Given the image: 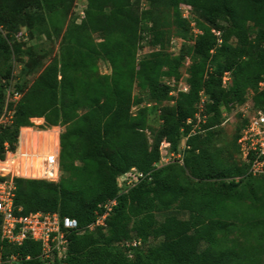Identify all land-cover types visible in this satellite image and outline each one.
<instances>
[{
    "label": "trees",
    "instance_id": "16d2710c",
    "mask_svg": "<svg viewBox=\"0 0 264 264\" xmlns=\"http://www.w3.org/2000/svg\"><path fill=\"white\" fill-rule=\"evenodd\" d=\"M85 1L80 24L68 22L75 0H0V117L6 103L12 111L0 124V157L17 150L19 129L32 118L64 127L59 182L15 179L21 214L58 212L79 225L66 257L52 264H264V176L237 159L247 122L235 115L228 145L221 128L226 113L264 103V0ZM20 27L57 40L58 52L29 85L13 88L9 38ZM174 37L183 41L175 57ZM141 41L153 48L143 57ZM134 88L153 105L131 112ZM163 142L170 163L161 161ZM132 168L146 177L120 193L117 179ZM114 198L104 225L89 230ZM134 240L140 244L127 246ZM0 252L14 264H46L33 240L0 239Z\"/></svg>",
    "mask_w": 264,
    "mask_h": 264
},
{
    "label": "built area",
    "instance_id": "2783aa9c",
    "mask_svg": "<svg viewBox=\"0 0 264 264\" xmlns=\"http://www.w3.org/2000/svg\"><path fill=\"white\" fill-rule=\"evenodd\" d=\"M81 15L84 16L83 11H81ZM227 81L228 77L225 76L224 84ZM180 85L182 91H187L184 84ZM258 89L264 92V79L260 81ZM10 91V89L7 90V101L10 99ZM20 97L21 94L15 92L12 99L15 101ZM6 108L7 103L5 111L0 117V124L11 122L12 111H8ZM236 114H241V117L247 122L237 140V159L246 166L248 174L264 176V103L260 107L253 108L251 103L247 101L236 109L234 116ZM38 126L34 123L33 127L28 128L33 130L32 128ZM44 132L47 134H44L42 139L31 137L24 146L25 151L22 154L21 128L18 136L19 148L15 151L6 150L3 158L0 157V239L14 246H21L25 240L38 242L41 245V259L46 264H52L55 259L61 262L66 257L69 235L80 229L77 221L68 216H61L58 212L38 211L21 214V209L15 208L14 204L15 179L44 180L58 183L61 178L59 132L56 133L54 130ZM56 134L57 143L55 145L51 137L54 138ZM161 145L168 148L170 146L167 142H163ZM170 157H174V155L170 154ZM176 158H180V155H177ZM161 161L167 163L163 157ZM145 177L135 168H132L117 179L120 193L135 187ZM116 204L117 198L108 199L101 204L100 208L103 209V213L96 212V220L88 226V229L92 230L95 227L103 226L106 217ZM139 244L140 241L134 240L127 246L136 247ZM15 262L14 256L3 260L0 252V264H14Z\"/></svg>",
    "mask_w": 264,
    "mask_h": 264
},
{
    "label": "rangeland",
    "instance_id": "374dc122",
    "mask_svg": "<svg viewBox=\"0 0 264 264\" xmlns=\"http://www.w3.org/2000/svg\"><path fill=\"white\" fill-rule=\"evenodd\" d=\"M86 6V1L85 0H75L73 9L70 13V17L68 19V22L72 19L75 20L76 23H82V19H80L79 16L81 15L82 9H84ZM145 7V6H143ZM182 12L184 15L188 14L187 9L182 8ZM223 26H227V24H222ZM216 34H219V32H216ZM10 44L14 46L15 53L14 56L12 57V79H11V86L15 88L17 85L20 86H27L29 85L39 74V72L42 70V68L47 65L51 59L57 54L58 52V42L57 40H50L47 38V36L41 34L37 30H34L33 28L30 27H20L19 31L10 33ZM183 44V41L178 38H172L171 43H170V48L169 52L172 56H176L179 53V50ZM140 50H139V56L143 57L147 53L153 50L152 47H150L145 41H141L140 43ZM188 62H190L188 60ZM99 70L101 73L108 74L110 73V68L107 64H104L102 62L99 63ZM185 70H186V65H184L180 71L183 76H185ZM181 85H179L178 88H180ZM176 95V91L173 93ZM134 95L137 96L135 100L136 105L132 107L131 112L135 113L139 108H142L144 106L151 107L153 104L149 102V100L142 94L139 93L137 88H134ZM172 95V96H174ZM174 101L167 102L166 104H173ZM235 109L230 112L226 113L225 120L222 124V143L225 145H228L230 140L232 139L233 133L236 128V117L234 116ZM32 126L34 123L36 125H39L37 128H32L33 130L29 128H22V133H21V153L23 154L25 151V145L29 142V139L31 137H36L39 139H42V136L44 134H47V132H37V131H47V130H54L56 133L57 131L59 134L64 130L63 126H56L57 128H52V127H44V121L38 118H32L31 121ZM148 122L149 124L157 128L160 124V121L158 120L157 114H151L148 117ZM198 124V123H197ZM5 125V124H4ZM20 130L19 129V135H20ZM57 139V134L55 135ZM54 136V137H55ZM53 140L54 138L51 137ZM50 140V139H49ZM18 148H19V140H18ZM161 154L165 162H171V157L168 153V147L165 145L160 146ZM232 149H228L227 154L230 156ZM161 164V163H160ZM63 173L61 172V175ZM239 175L240 180L243 181L244 184L248 183V181H245L246 177H241ZM250 177V176H248ZM242 178V179H241ZM254 181H259L256 177H252ZM261 178V177H258ZM251 181V180H250ZM173 211L165 212L164 214H159V216L162 215H171L173 214ZM175 215L178 218H185L186 215L184 213H176Z\"/></svg>",
    "mask_w": 264,
    "mask_h": 264
},
{
    "label": "bare ground",
    "instance_id": "6f19581e",
    "mask_svg": "<svg viewBox=\"0 0 264 264\" xmlns=\"http://www.w3.org/2000/svg\"><path fill=\"white\" fill-rule=\"evenodd\" d=\"M42 132H44V131H42ZM54 143H55V145H56V143H57L56 136L54 137ZM56 148H57V146H56Z\"/></svg>",
    "mask_w": 264,
    "mask_h": 264
},
{
    "label": "crops",
    "instance_id": "0c3cea01",
    "mask_svg": "<svg viewBox=\"0 0 264 264\" xmlns=\"http://www.w3.org/2000/svg\"><path fill=\"white\" fill-rule=\"evenodd\" d=\"M38 119H41L42 121H44L42 118H38ZM60 127V126H59ZM52 128H57V127H52ZM58 139H59V137H58Z\"/></svg>",
    "mask_w": 264,
    "mask_h": 264
},
{
    "label": "clouds",
    "instance_id": "9594fccd",
    "mask_svg": "<svg viewBox=\"0 0 264 264\" xmlns=\"http://www.w3.org/2000/svg\"><path fill=\"white\" fill-rule=\"evenodd\" d=\"M25 128H28V127H25Z\"/></svg>",
    "mask_w": 264,
    "mask_h": 264
}]
</instances>
